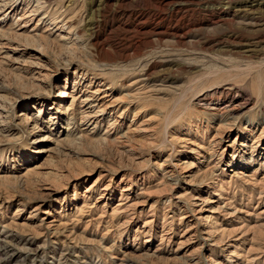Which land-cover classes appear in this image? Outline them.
I'll return each mask as SVG.
<instances>
[{"label": "rangeland", "instance_id": "rangeland-1", "mask_svg": "<svg viewBox=\"0 0 264 264\" xmlns=\"http://www.w3.org/2000/svg\"><path fill=\"white\" fill-rule=\"evenodd\" d=\"M18 1L23 6L0 25V264H117L123 255L153 264L182 263L175 257L182 254L178 242L203 211L190 216L188 197L175 198L182 178H166L160 163L166 160L175 168L181 160L197 163L202 158L188 152L194 146L180 147L176 136L201 140L209 144L205 155L210 150L215 154L208 164L219 175L213 189L204 188L201 195L218 205L227 203L229 212L242 211L213 215V229H224L216 237L223 244L200 249L193 242L187 247L200 249L194 255L201 264H264V185L248 176L230 178L233 169L226 164L231 160L236 170L241 166L243 155L234 153L240 142L238 122L257 115L264 121V69L256 77V63L264 56V28L249 32L238 25L247 8L264 20V0H41L44 21L34 32L46 34L47 41L40 42V59L32 56L33 43L13 34L16 17L28 9L26 0ZM50 15H59L56 26L49 25ZM67 27L76 32L60 39ZM253 40L262 55L234 53ZM68 41L74 42L72 48ZM15 44L17 50H10ZM88 77L112 83L115 97L134 89L129 84L137 78L142 79L137 88L150 93L132 98L122 126H111L114 114H106L85 131L70 96H58L76 82L86 84ZM228 84L234 87L235 103L244 107L226 132L195 94L208 91L210 99H225ZM138 108L145 110L136 121L151 118L154 127L145 141L123 137ZM256 166L244 164L242 171L250 174ZM263 174L264 168L256 179ZM123 186H129L138 203L113 213ZM183 214L188 221L180 219ZM52 218L61 229L67 225L77 244L51 230L37 233L38 224Z\"/></svg>", "mask_w": 264, "mask_h": 264}, {"label": "bare ground", "instance_id": "bare-ground-1", "mask_svg": "<svg viewBox=\"0 0 264 264\" xmlns=\"http://www.w3.org/2000/svg\"><path fill=\"white\" fill-rule=\"evenodd\" d=\"M17 1L18 0H0V12H1L0 25L5 23V19L7 16L13 15L17 9H19L23 6L21 2H19V1L17 2ZM26 1L28 4V6L26 5V8H28V9H26V11H23L21 16L16 17L15 22H14L15 25L13 24L15 27L13 34L17 37L22 36L25 39V41H29V42L33 43L34 47L32 46V48H33L32 50H34L36 52H33L32 56H34L36 59H40L41 54H39V52H41L43 50H39V49H42L41 43H44L45 41H47L46 34L45 35L39 34V33L37 34L34 32V30H35V28H37L36 26L39 25V22L42 23L44 21V19H43L44 16H39L41 14V11H44L43 10L44 2L41 0H26ZM33 1L35 2V4L30 5ZM177 5L178 4L176 3V5H174V6H177ZM55 10H56V8H55ZM246 11L244 12L246 14L243 13L244 15L241 14V16H240L242 19H240L238 21L239 27L241 29H243V30L245 29L246 31H249V32H251L252 30L253 31L259 30L260 31L261 29H263L264 28V20H257L256 17L252 15L253 11L249 10L248 8ZM254 13H257V12H254ZM43 14L46 16L45 13H43ZM49 14H52V13L50 12ZM53 15H55V13L52 14V16ZM52 16L50 17L49 25L55 24L54 26H56L57 23H55V22H57L56 20H57V18H59V15H56L55 17H52ZM34 18H37L36 23L30 29V32L23 33V31H24L23 29L26 27V24ZM257 18L259 19L260 17H257ZM68 20H69V18H68ZM47 27H48V25H47ZM47 27L43 30V32H47V30H48ZM61 27L62 26H60V28ZM12 28H10V29H12ZM67 28H69V27H67ZM74 30L72 27H70L68 29L66 35L60 36L59 38L60 39H67L68 34H70L72 32H76ZM260 34H259V36H261ZM231 42H233V40ZM67 43L69 44V46H68L69 48L71 46H73V44H74V42H72V41H70V42L68 41ZM256 43L257 42H254V40H253L252 42H246L244 44V46H242L241 48H239V47L236 49H234L233 47L232 48L234 49L233 50L234 53L238 52L239 54H242V56H246V57L257 56L258 57V55H262V52L258 53L259 48H257ZM240 44H235V46H240ZM226 45H227V43H226ZM226 45H224V46L226 47ZM230 46H231V44H230ZM9 48H10V50H17V45L16 44L12 45ZM230 50H229V52H230ZM260 50H261V48H260ZM247 61H249V60H247ZM256 64H257L256 68L258 69V71H257L258 74L256 73L257 74L256 77H258V76L260 77V75L262 74L261 70L264 69V56L261 57ZM249 66L252 68L254 67L253 65H249ZM260 71H261V73H259ZM143 72L144 71H142V74H143ZM140 74L141 73H139V75ZM146 77H147V75H146ZM93 79H94V77H90L88 79V81H86V84H84V83L80 84V83L76 82V84L72 85L70 92H68L67 90H63L60 93V95L58 96V97H60V99H64V97L70 96V100H71L70 106L72 107L75 105L79 109V111L81 113L82 125H85L83 130H85V131H90L93 128L92 126L95 127V123H96L97 119L99 120L100 116L106 115V114H108V115L114 114V118L112 119L113 121L110 123L111 126L116 125V124H118L119 127L122 126V124L125 122V116L129 112V110L132 108V105H131L132 98L135 96H140V95H142L141 97H144V96H146L145 95L146 93L147 94L150 93V92H144V91L140 90L139 88H137V85L142 80V79L137 78L129 84V86L131 88L135 87L134 89L133 88L130 89L129 92L124 93L125 95L115 97V93H114L115 91L112 87V83L106 84L102 80L101 81H97V80L95 81V79L94 80ZM144 86H143V88H144ZM224 89L227 92L226 95H224V97H226L225 99H222L219 97H217V98L215 97L214 100L210 99L211 93L208 91L197 92L195 94V98H198V101H203L206 108L208 110L213 111L212 116L216 117V120H218L219 126L225 125L226 132H229L233 129V127H232L233 124L237 123L236 119L239 118V117H235L233 115L236 114L239 110H241V108H243L244 105L242 103H235L234 96L236 93L233 94L232 91L234 90V87L231 84H228V86H226ZM156 90H158V89H156ZM150 91H151V89H150ZM219 91H220V89H219ZM221 92L222 91H220L218 93L221 94ZM152 97H154V96H152ZM213 101L215 103H212ZM138 107L141 108V106H138ZM140 108L136 109L134 111L133 117L128 119L127 129L124 131L123 137H126V138H128V137H130V138L138 137L139 138L140 137L142 139L146 136H150L151 133L154 131V127L152 126V122H151L152 119L151 118H144V119L140 118L138 122L136 121V119L139 118L140 114L143 113L145 110V109H140ZM54 113L56 114L57 112H51L50 116L54 115ZM52 118H55V116H53ZM27 119H28V121L32 120L31 117H28ZM235 120H236V122H235ZM36 123H37V121L34 120V124L32 126L34 127V125ZM96 124H98V123H96ZM105 132H107V131H105ZM236 132L238 134H240V137L238 138V140L240 142H238V146L235 148L234 153L237 152V154L240 153L243 156H241V158H240L241 160L239 162V164L241 166L237 165L238 167H240L237 170L235 169L236 165L233 164L231 160L226 162L228 167H232V169H233V170H230L231 171L230 178H240L243 176H248L250 179L258 180L260 183H262V185H264V174L259 179H256L259 177V176H257L258 172L262 168H264V121L262 120L261 115H257V116H253L251 118H247L244 123H242V121L238 122V125L236 127ZM237 133H236V135H237ZM213 137H211L212 139L210 141H213L216 143V141L213 139ZM169 139H172V138L169 137ZM173 139L180 145V147L185 146V144H190V145L194 146V147H187L188 152L190 154H192L193 156L197 155V156H200L202 158L197 163L192 161L191 159L181 160L182 161L181 163H176L173 166L175 168L169 167L167 165L168 163L165 162L166 160H164V162L160 163V166L163 167L162 168L163 174L167 175L166 178L170 179V177L173 178L175 176L182 178V186L180 189L182 191L179 193L176 192L177 195L175 194L176 195L175 198L180 199V198L185 197V196L188 197L187 200L190 202H189V204L187 202V204L190 205L189 208L191 207L190 208V212H191L190 216L195 217L199 212L203 211V213L201 215L195 217V220L190 222L184 228L183 235H185L187 237L181 239L178 242V243H180V246L176 249L178 251L181 250L182 254L180 256H175L177 258L180 257L183 259V262L179 263V264H201L200 258L195 257L194 254H196L202 247L213 246V245L218 246V244L219 245L223 244V242H222L223 238L221 237L222 239L219 241L218 240L219 237H218V239H216V237H217V234H219V233L222 235L224 229L221 228V229H219V231H216L218 229L217 227H216L217 229L216 228L213 229L215 227V225H217V224L211 222L213 217H214L213 215L215 213H222L223 215L227 214V216H229V215H234V214H236L238 212H242V211L234 210L233 212H229V209L231 207L227 203H223L222 205H218L216 203L217 202L216 200L207 199L201 195V194H203L202 192L205 193V192H207L208 189L209 190L213 189L212 184L215 183L214 179L216 180L217 176L219 175V172H218V174L214 173L215 172L214 166L209 167V164H208L213 159V157L215 155L214 152L210 150L209 152H207L208 156L205 155V153H204V151L207 149V146L209 144H207V146H206V144L201 140L198 143H196L195 141H192L189 138L187 139V138L182 137V136L181 137L176 136V137H173ZM145 140L146 139L144 138V141ZM202 140H204V139H202ZM236 140H237V137H235L234 141H236ZM147 142H146V144H148ZM151 143H153V142H151ZM171 143H172V141H171ZM134 158H136V156ZM169 160H170V158H169ZM216 163H217V161L215 162V164ZM244 164L247 166H251L253 164L254 165L256 164L257 166L253 168V170L250 174H245L242 171V165H244ZM179 169L183 170V171L180 172ZM223 170L224 169H222L221 172H224ZM179 173H181V174H179ZM255 176H257V177H255ZM197 178H199V179L197 180ZM204 188H206L207 190H205ZM46 195H48V192L44 193L43 196H41V197H44ZM100 195H102V197H105V194H100ZM119 197H120V199L116 203V205H115L116 209L114 210L113 213L122 212L123 210L128 209L131 206L138 203V202H136V200H137L136 194H133V192H132V190H130L129 186H123L121 188V192H120ZM212 202L215 203V206L210 205V203H212ZM205 211H206V213H204ZM111 212H112V210H111ZM110 216H111V214H110ZM148 216L153 217L150 213ZM188 216L189 215L183 214V215H181L180 219H182V221H188L187 220ZM111 217H113V216H111ZM149 221L150 220H145L144 224H148ZM59 225H61V224L57 222V219L52 218V219H49V221L47 223H44V224L42 222L39 223L37 226L38 228L36 230L38 231L37 232L38 234L41 233L40 231H42V229L51 230L52 235H54L55 237H57L59 235L61 237L64 236V238L66 240H69L66 242L77 244V242H76L77 239L74 237L72 232L67 231L68 230L67 225L61 226L62 229L59 227ZM147 241H148V239H147ZM193 242L194 243L197 242L199 244L198 247L200 249L198 247L192 248V249L187 247L190 244H192ZM158 249L159 248L155 249V252ZM67 254H68L67 252L62 253V256L66 257ZM81 262L87 263L86 261H81ZM127 262L129 264H153L151 262L147 263V262L132 260L129 258L128 255H123L119 259V263H117V264H124ZM214 264H220V262L216 261Z\"/></svg>", "mask_w": 264, "mask_h": 264}]
</instances>
